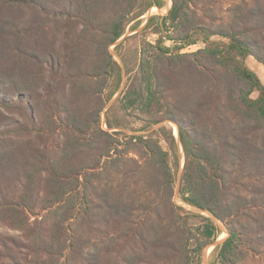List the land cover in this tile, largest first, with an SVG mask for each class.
Here are the masks:
<instances>
[{
  "label": "trees",
  "instance_id": "16d2710c",
  "mask_svg": "<svg viewBox=\"0 0 264 264\" xmlns=\"http://www.w3.org/2000/svg\"><path fill=\"white\" fill-rule=\"evenodd\" d=\"M144 1L0 0V223L20 232L0 240L6 264H203L217 221L228 235L209 264L264 260V84L244 62L264 65V0L234 2L221 22L218 0H172L148 17L157 37L121 89L109 47L162 7ZM109 88L92 110L72 106ZM118 91L121 111L159 126L128 133L107 118L102 128ZM168 121L184 154L177 194L198 211L174 200Z\"/></svg>",
  "mask_w": 264,
  "mask_h": 264
},
{
  "label": "rangeland",
  "instance_id": "374dc122",
  "mask_svg": "<svg viewBox=\"0 0 264 264\" xmlns=\"http://www.w3.org/2000/svg\"><path fill=\"white\" fill-rule=\"evenodd\" d=\"M146 1V0H145ZM144 1V2H145ZM162 2V7L158 8L156 6H151L150 8L147 9V11L140 16L139 18L135 19L133 22H131L129 25H127L124 34L114 43L109 47V51L114 54L115 59L117 62L122 66V81H121V86L120 88H124V85L127 81V73H129L130 76H133L135 73V70L138 69L139 65V59L141 57V49L145 48L148 52L150 50V47L148 45H143L144 41L146 42H152L154 43L156 39V35L152 34L150 29L145 30L144 26L147 22L148 17L151 15H165L169 8L171 7L172 0H160ZM197 1V8H205V4H208V0H196ZM238 0H218L215 4L211 6V14L215 17L214 19L216 22H221L226 21L229 16L228 9L230 8L231 4L234 2H237ZM147 2V1H146ZM135 24V25H134ZM134 28V29H132ZM135 32H137L135 34ZM213 39H219V37L215 36L212 37ZM119 44L117 47L115 45ZM166 45H171V41H166ZM204 44L201 41H198L194 45L187 46L183 49H181V52H192L197 50L200 47H203ZM121 58H120V56ZM144 56V55H143ZM146 57V54H145ZM245 64L253 70L256 75L259 77L260 81L262 84H264V65L261 63L257 62L252 56H247L244 59ZM115 77H112L111 82H116L117 81V75L115 72ZM113 83V84H114ZM91 89V88H90ZM113 88L105 89L102 93L104 94L103 97L100 94L98 96V99L93 98H88L89 96H77V101L70 98V101L72 102L73 107H80V108H87L88 110H92L93 108H96L97 104H100L102 101V98L105 99L108 94H110V91ZM1 92L6 91V88L1 87L0 89ZM120 91L115 93L112 98L107 102L100 114V125L104 129H108L106 125V120L107 118H110L115 124L118 126H123L125 127V131L128 133H135V134H149L150 131L154 128H157L159 125H154L151 127V125L145 124L144 122L138 120L135 117L132 116H127L123 111L120 110L119 104L117 102V98L119 95ZM258 95L257 91H253L251 96L255 98ZM72 99V100H71ZM5 119L6 120V109L3 107H0V119ZM1 119V120H2ZM168 127H170L173 130L174 135L177 138V145H178V154H179V167L177 169V172L175 174V196L174 200L183 205L184 207L193 210V211H198L196 208L189 206L185 204L177 194L178 186H179V179L181 176V171L183 168V163H184V154H183V149L181 142L178 139V131H177V126L175 123L168 121L167 122ZM58 126V125H57ZM142 128H145V130H141ZM111 131V130H110ZM162 145L165 147L164 142ZM116 178L119 179L121 178V175H116ZM134 178V177H133ZM136 178L134 179H129L128 182L133 184L135 182ZM98 182H103L101 181H93L94 184H98ZM203 214H207L206 212H202ZM31 220H34L31 218ZM6 223H0V240L3 239L6 241V237L8 235L12 236H19L20 232L15 231L12 229H9L5 225ZM217 224L221 228V234L217 238V240L214 242V244L210 245L207 249L204 250L203 257H202V263L203 264H209V262L212 260V250L214 249L215 245L217 243H220L223 241L228 233L226 231L225 226L220 222L217 221ZM0 250H3L2 248ZM21 252L25 253L24 249L20 250ZM2 255V254H1ZM23 255L20 254V257ZM0 262L2 264H6V258H0ZM240 264H264V260L256 259V258H250L248 259L245 263H240Z\"/></svg>",
  "mask_w": 264,
  "mask_h": 264
}]
</instances>
